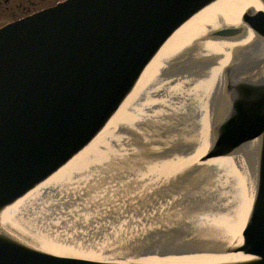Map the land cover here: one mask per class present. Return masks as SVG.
<instances>
[{
  "label": "water",
  "instance_id": "obj_1",
  "mask_svg": "<svg viewBox=\"0 0 264 264\" xmlns=\"http://www.w3.org/2000/svg\"><path fill=\"white\" fill-rule=\"evenodd\" d=\"M0 264H264V0L1 28Z\"/></svg>",
  "mask_w": 264,
  "mask_h": 264
},
{
  "label": "flooded vegetation",
  "instance_id": "obj_2",
  "mask_svg": "<svg viewBox=\"0 0 264 264\" xmlns=\"http://www.w3.org/2000/svg\"><path fill=\"white\" fill-rule=\"evenodd\" d=\"M64 0H0V29Z\"/></svg>",
  "mask_w": 264,
  "mask_h": 264
},
{
  "label": "snow or ice",
  "instance_id": "obj_3",
  "mask_svg": "<svg viewBox=\"0 0 264 264\" xmlns=\"http://www.w3.org/2000/svg\"><path fill=\"white\" fill-rule=\"evenodd\" d=\"M253 216H254V214L252 215V218H253ZM250 228V225H249V227H248V229Z\"/></svg>",
  "mask_w": 264,
  "mask_h": 264
}]
</instances>
